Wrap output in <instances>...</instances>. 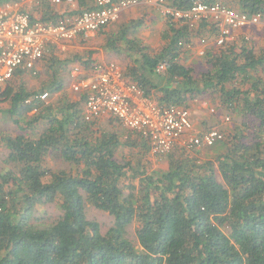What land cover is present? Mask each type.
Wrapping results in <instances>:
<instances>
[{"label": "trees", "instance_id": "trees-1", "mask_svg": "<svg viewBox=\"0 0 264 264\" xmlns=\"http://www.w3.org/2000/svg\"><path fill=\"white\" fill-rule=\"evenodd\" d=\"M165 1L179 11L195 2ZM200 2L264 17V0ZM75 3L71 14L93 6V0ZM29 15L44 23L60 18L47 1ZM143 18L132 30L159 25L160 19ZM160 23L155 52L128 36V27L105 33L102 49L128 51L124 77L161 106L188 110L201 98L233 116L213 156L199 161L189 154L195 149L180 147L156 157L161 165L153 168L148 140L126 129L105 130L102 120L85 122V94L71 100L64 93V73L90 70L99 61L90 52L61 58L50 48L39 61L47 75L39 89L27 90L22 76L34 72L20 69L0 90L1 101L9 103L0 115L20 131L0 132L10 166L0 170V264H264V39L259 48L242 37L217 47L215 29L205 21L193 27L171 18ZM201 40L207 49L203 69L196 71L181 57L194 53ZM159 64L165 65L162 73ZM43 92L50 95L47 103H24ZM49 157L69 168L52 169ZM85 203L111 217L104 233L87 219ZM45 204L59 212L50 222L35 217ZM131 227L137 246L127 235Z\"/></svg>", "mask_w": 264, "mask_h": 264}, {"label": "built area", "instance_id": "built-area-1", "mask_svg": "<svg viewBox=\"0 0 264 264\" xmlns=\"http://www.w3.org/2000/svg\"><path fill=\"white\" fill-rule=\"evenodd\" d=\"M47 1L53 6L69 8L59 12L57 22H41L32 19L22 9L27 0L0 5V88L20 69L33 71L36 64L50 48L64 49L67 43L88 39L115 24L123 13L140 4L155 6L160 15L187 23L190 27L201 22L213 25L216 35L214 46L236 42L240 36L246 41L253 28H264V17H248L219 5H206L195 0L188 11L168 7L165 0H93L91 9L77 14L75 0ZM206 43L201 40L194 46V53L202 57ZM165 70L164 64L156 67L157 73ZM70 89L76 94H85L83 120L85 122L114 118L119 125L141 135L149 142V153L153 157L168 155L174 148L186 150L209 148L220 142L222 134L217 130L205 133L193 132L190 114L177 106H161L156 100L144 96L134 84L126 80L122 68L114 62L98 63L89 72L74 67L70 71ZM50 95L43 92L25 100L26 105L47 103ZM36 108L31 114L36 113Z\"/></svg>", "mask_w": 264, "mask_h": 264}, {"label": "rangeland", "instance_id": "rangeland-1", "mask_svg": "<svg viewBox=\"0 0 264 264\" xmlns=\"http://www.w3.org/2000/svg\"><path fill=\"white\" fill-rule=\"evenodd\" d=\"M37 1L38 0H27L25 5L22 6V9L28 13H32L34 8L36 7L35 3ZM55 7L58 8L59 12L64 11L66 9H73L67 7L66 5L55 6ZM144 12L146 13L152 12V9L146 7L133 8L129 10L128 13L123 14L118 22L106 28L107 30L104 33H100V35H98L97 37L87 40V42L84 43L81 42L77 44L75 42L67 43L64 49H58L60 51V56H62L61 58H63L64 54L66 53H75V52H78L80 54L94 52L93 55L95 54V52H97L96 57H98V55H101L100 52H102L103 57H101L100 59L103 60L102 62H109V61L114 62L117 65H119L122 68V70H124L125 67L128 66L127 65L128 51L117 50L118 51L117 52V51L101 50V47L105 43L104 34L105 33L115 34L120 30V28L128 27L129 28L128 36L130 37L136 36V38H138L142 42V45L146 46L147 50L150 53L157 51L161 46L160 36H159L161 30L160 25L158 24L152 25L150 24L151 22H149L148 24H145L140 28L132 30L131 24H136L137 22L143 20L142 14ZM133 33L134 35H132ZM239 34L242 35L247 34L250 38H252L253 45L255 48H259L260 46H262V41L264 39V28H253L249 32L248 30L240 31L238 35ZM210 45L213 46V44H209L208 48L210 47ZM181 59H182L181 61L185 65L195 68L196 71H201L203 69L204 64L202 62V57H199L197 54L196 55L194 53L187 55L183 54ZM44 66H45L44 61H41L36 64V72L34 74H24L22 76V81L25 84L27 90L30 91L37 90L44 84L47 78V75L44 72ZM262 76L264 77V74ZM63 81H64L63 91L64 93H66L68 98L71 100L78 99L79 94L73 93L70 89V84L72 82V79L70 77V70L68 74L65 73L63 74ZM5 86L6 84L3 87H1L0 90H2ZM57 96L58 95H56V97H53V99H56ZM8 106H9L8 102L1 101L0 99V111L6 110ZM187 109H188L187 111L190 114L191 124L193 126V132L197 134L212 129L219 131L223 135L222 132L225 133L226 129L228 130V128H230V126H232L233 124V118H234L233 116L229 115L226 112L219 111L215 105L210 103V101L202 100L201 98H197L191 101ZM31 115L32 114H28L25 120H28V118ZM98 125L101 128L109 131L118 130L121 132L124 129L112 118H105L101 122H99ZM42 126L43 125L41 124H36L34 127L37 130H41ZM0 132H10V134L13 136L20 133V131L16 128V126L12 124L11 119L8 116H2V115H0ZM220 142H217L215 146ZM176 148H180V147L178 146ZM176 148H174L173 150H175ZM213 148L214 146L212 148H200L196 151L189 152V154L191 155V157H195L199 161H204L206 159H210L209 157L213 156V154L211 156ZM7 153L8 152L6 150L2 148L0 149V170L3 172L6 171L8 168H10V166L5 164L4 162ZM148 159L153 168H156L158 167V165H161L160 164L161 162L159 163V160L156 157L149 155ZM46 161L48 162V165L52 167V169L54 170L59 168H65V169L69 168L67 164L65 163L62 164L60 160L55 159L53 157L47 158ZM84 212L87 219L95 221L99 224L102 233H104L112 224L111 217H109L106 213L91 207L87 203H85ZM58 214L59 212L54 204H45L37 209V211L35 212V217L38 218L41 217L42 221L46 220L47 222H50L51 220L55 219L58 216ZM127 235L128 238L131 239V241L134 243V245L137 246V243L134 239L132 227L129 228Z\"/></svg>", "mask_w": 264, "mask_h": 264}, {"label": "crops", "instance_id": "crops-1", "mask_svg": "<svg viewBox=\"0 0 264 264\" xmlns=\"http://www.w3.org/2000/svg\"><path fill=\"white\" fill-rule=\"evenodd\" d=\"M138 7H146V8H150V9H152V12H149V13L144 12V13L142 14L143 17L146 16V15H148V18L160 19V22H162V21L164 20V18L160 15L158 9H157L155 6L147 5V4H140L139 6H137V7H135V8H138ZM132 9H133V8H132ZM130 10H131V9H130ZM126 13H128V11H126V12L123 13V14H126ZM123 14H122V15H123ZM143 17H142V19L144 20ZM160 17H161L162 19H161ZM119 20H120V19H119ZM119 20H118V21H119ZM118 21H117V22H118ZM160 22H158V23H159V25H160V27H161L162 23H160ZM104 30L106 31L107 29H104ZM100 32H101V31H100ZM100 32H98V34H96L95 36L90 37L88 40L97 37L98 35H100ZM74 42L77 44V43L80 42V40H76V41H74ZM101 50H103L102 47H101ZM103 51H104V50H103ZM93 53H94V52H93ZM93 53H91V58H92V59H94V60H96V61H99V62H101V63H106V62H102L103 60H100L101 57H103V56H102V52H100L101 55H98V57H96V56H97V54H96L97 52H95L94 55H93ZM106 53H107V52H106ZM109 62H111V61H109ZM70 71H71V70H70ZM85 72H89V70H87V71H85Z\"/></svg>", "mask_w": 264, "mask_h": 264}]
</instances>
